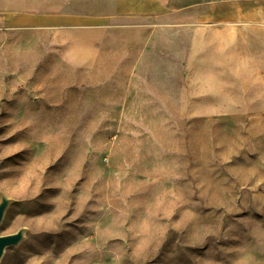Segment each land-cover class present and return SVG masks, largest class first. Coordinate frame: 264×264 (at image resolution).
<instances>
[{"label":"rangeland","instance_id":"obj_1","mask_svg":"<svg viewBox=\"0 0 264 264\" xmlns=\"http://www.w3.org/2000/svg\"><path fill=\"white\" fill-rule=\"evenodd\" d=\"M170 21L87 68L0 31V264H264V84L188 83L187 30L139 31Z\"/></svg>","mask_w":264,"mask_h":264},{"label":"crops","instance_id":"obj_2","mask_svg":"<svg viewBox=\"0 0 264 264\" xmlns=\"http://www.w3.org/2000/svg\"><path fill=\"white\" fill-rule=\"evenodd\" d=\"M132 15L172 19L139 29L145 42L159 30H187L188 83L264 84V0H0V31L35 36L64 64L87 68L115 19Z\"/></svg>","mask_w":264,"mask_h":264},{"label":"water","instance_id":"obj_3","mask_svg":"<svg viewBox=\"0 0 264 264\" xmlns=\"http://www.w3.org/2000/svg\"><path fill=\"white\" fill-rule=\"evenodd\" d=\"M10 198L2 194L0 197V223L2 221L6 207L8 206ZM23 229L19 228L18 230L0 234V259L5 251V249L12 245H17L23 237Z\"/></svg>","mask_w":264,"mask_h":264}]
</instances>
